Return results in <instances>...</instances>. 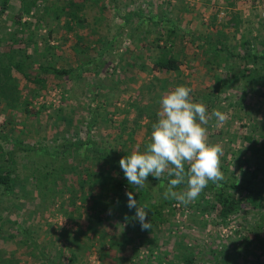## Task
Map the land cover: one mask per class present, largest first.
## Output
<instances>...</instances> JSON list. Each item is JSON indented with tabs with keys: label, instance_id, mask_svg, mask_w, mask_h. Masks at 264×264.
<instances>
[{
	"label": "rangeland",
	"instance_id": "obj_1",
	"mask_svg": "<svg viewBox=\"0 0 264 264\" xmlns=\"http://www.w3.org/2000/svg\"><path fill=\"white\" fill-rule=\"evenodd\" d=\"M77 7L79 22L70 14ZM164 46L180 70L153 68ZM0 47L26 58L14 77L30 109L0 99V173L10 167L12 176L10 190L0 183V264H264V199L229 186L248 168L244 156L264 167V3L0 0ZM251 69L258 78L241 76ZM181 85L210 113L228 115L206 126L209 143L224 151L220 185L237 203L227 217L215 210L213 186L189 204L165 200L167 174L135 188L99 155L104 147L145 151L160 99ZM89 169L103 179L81 192L78 173ZM252 187L264 193V169ZM127 192L146 206L150 229ZM148 201L164 202L159 218Z\"/></svg>",
	"mask_w": 264,
	"mask_h": 264
},
{
	"label": "clouds",
	"instance_id": "obj_2",
	"mask_svg": "<svg viewBox=\"0 0 264 264\" xmlns=\"http://www.w3.org/2000/svg\"><path fill=\"white\" fill-rule=\"evenodd\" d=\"M192 92V88L181 85L164 95L159 101L158 120L152 125L151 142L145 151L134 150L119 161L125 178L135 188H143L149 175L158 179L165 174L174 177L168 182L164 198L183 204L195 201L210 181L221 186L220 182L225 179L223 147L209 143L206 126L215 118L219 127L227 121L228 115L219 109L210 113L203 101H193ZM182 184L184 190L177 191ZM126 195L128 207L136 209L135 218L142 229H150L146 206L139 205L132 192Z\"/></svg>",
	"mask_w": 264,
	"mask_h": 264
},
{
	"label": "trees",
	"instance_id": "obj_3",
	"mask_svg": "<svg viewBox=\"0 0 264 264\" xmlns=\"http://www.w3.org/2000/svg\"><path fill=\"white\" fill-rule=\"evenodd\" d=\"M24 2V0H22ZM255 1H261V3H264V0H255ZM7 2V0H6ZM31 7H27L26 12H30ZM78 7L76 10H73L70 14L72 15V19H76L77 22H79V19L81 18L78 15ZM11 41H14L16 39L15 37L9 38ZM3 47H0V99L2 101H5L6 104L10 107H20L23 106L24 109L29 112V107H28V102H23L21 100V94H20V89H19V84L17 80L14 77V71H23L24 68L26 67L27 61L26 58L23 57H17V53H15L14 50H11L10 53H7ZM6 54V55H5ZM182 65V60L174 54V50L172 46H164V51L162 52L161 56L158 57L153 64V68L156 70L160 71H178L180 70ZM40 69L43 72H48L51 71L54 74H61V75H66L70 73V70L68 69H59L57 67L53 66H47V65H40ZM252 71L247 72L243 71L241 73V76L246 78L249 76L251 79L253 78H258L257 72H259L257 69H251ZM247 73V74H246ZM249 74V75H248ZM38 80V79H37ZM250 141L252 140V137H247ZM23 143H19V149H26ZM71 145V144H70ZM69 145V146H70ZM66 146H68L66 144ZM253 151V150H252ZM16 150L10 151V157L14 155ZM99 152L100 156L107 157L109 158V162L111 163V168H120L119 166V161L122 157L127 156L129 153L124 150L120 149H112V148H105L101 149ZM130 155V154H129ZM244 163L248 165V168L243 169L241 171V175L238 177L235 174L232 176L234 177V181L229 185L230 187L234 189H239L240 191H244L247 194L253 196V193L255 195L261 196L264 199V193L262 188H257V187H252L255 185V180L259 177V171H263L264 167L262 164L261 160H257L256 164L252 162V159L250 157L244 156L243 159ZM253 165V167H252ZM120 174L124 176L123 170L120 168ZM82 173L83 176L81 175ZM78 174L81 175L80 180L78 181L79 189L82 190L85 189L86 185H94L97 184L98 180L103 179V175L97 176L96 179L92 180L94 176V172H92L91 169H89L87 172H79ZM171 178L174 177H167V180L169 181ZM46 179V178H45ZM0 183L3 185L5 190H10L12 187V176H11V168L7 167L4 168L3 172L0 173ZM121 182L116 185V187H121ZM103 187L105 188L106 184L102 183ZM212 188L215 189V210L218 212L220 216H229L232 213H234L237 209V203L235 201V198L232 196V193L228 191L224 184H222L221 187H217L214 185H208L207 188ZM184 185H180L177 189L183 188ZM176 189V190H177ZM78 190V189H77ZM142 192V191H141ZM78 195L71 194L70 202L69 204H75ZM260 198V197H259ZM166 200V199H165ZM95 208L98 211V208L101 204V196L99 199L95 198ZM113 202V201H111ZM148 206L152 209L154 212L153 220L159 218L161 216V210L164 206V202L160 203H152L151 201L147 202ZM111 205H105V209L109 208ZM100 213V212H99ZM98 215V213H97ZM99 217V216H98ZM101 222V221H100ZM92 227V226H91Z\"/></svg>",
	"mask_w": 264,
	"mask_h": 264
}]
</instances>
